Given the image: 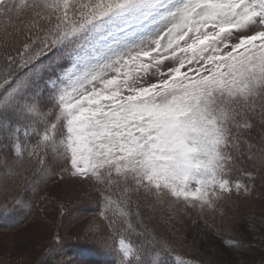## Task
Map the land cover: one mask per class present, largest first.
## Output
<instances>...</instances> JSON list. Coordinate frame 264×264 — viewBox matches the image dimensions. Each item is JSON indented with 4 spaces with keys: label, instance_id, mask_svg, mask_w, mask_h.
<instances>
[{
    "label": "snow or ice",
    "instance_id": "obj_1",
    "mask_svg": "<svg viewBox=\"0 0 264 264\" xmlns=\"http://www.w3.org/2000/svg\"><path fill=\"white\" fill-rule=\"evenodd\" d=\"M50 176L95 194L114 264H204L148 223L193 214L250 247L232 222L258 176L264 200V0H0V214Z\"/></svg>",
    "mask_w": 264,
    "mask_h": 264
},
{
    "label": "rangeland",
    "instance_id": "obj_2",
    "mask_svg": "<svg viewBox=\"0 0 264 264\" xmlns=\"http://www.w3.org/2000/svg\"><path fill=\"white\" fill-rule=\"evenodd\" d=\"M89 192L86 185L69 180L67 176L64 180H58L46 187L45 196L49 200L47 208L38 220L17 229L0 230V264H34L56 241L57 235L60 239L63 236L86 235L96 241L95 236L91 237L93 235L87 231L89 225L94 222L95 215L87 216L74 224H69V216L66 215L86 201ZM258 204L261 209L257 212L241 213V222L235 228V236L250 244V247L240 252L225 249L221 240L206 229L202 219L193 223L197 219L195 214L190 218L185 217L183 223L173 221L169 229L171 232L180 229L179 235L185 237L184 242L193 250V261H201L204 264L208 260L217 264H264V200H260ZM249 216H254L255 221H249Z\"/></svg>",
    "mask_w": 264,
    "mask_h": 264
},
{
    "label": "trees",
    "instance_id": "obj_3",
    "mask_svg": "<svg viewBox=\"0 0 264 264\" xmlns=\"http://www.w3.org/2000/svg\"><path fill=\"white\" fill-rule=\"evenodd\" d=\"M59 179L55 177H48L46 184H41L38 190L33 193L30 190L24 189L20 191V197L24 201L30 203V207H16L12 206L7 213L0 214V230H13L30 223L31 221L38 220L43 215L47 208L48 198L45 196V189ZM256 193L253 197L247 200L241 199L239 203L242 205L239 209V214L243 212H257L261 209L258 204L260 199L257 197L262 189V179L257 177L255 180ZM89 189V188H88ZM89 195L79 207H74L71 212L78 211L79 213L68 212L66 215L69 224L79 222V220L86 218L87 216L95 215V204L89 199H95V194L89 189ZM52 210V208H51ZM242 216V215H241ZM241 217L238 222H232V235H237L236 229L241 222ZM149 226L157 229L159 232L171 236L173 232L169 229V226L163 222V220L155 219L148 222ZM219 223V221H218ZM94 237V236H91ZM94 241L92 238H88L86 235L75 236H63L60 242L56 241L46 251V253L39 257L34 264H114L117 259L116 255L102 246L98 237ZM131 239L139 241L141 238L136 234H131ZM185 248L181 249V252L187 259L193 258V250L189 244L185 243ZM169 264L171 261L169 260Z\"/></svg>",
    "mask_w": 264,
    "mask_h": 264
}]
</instances>
